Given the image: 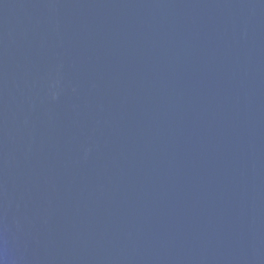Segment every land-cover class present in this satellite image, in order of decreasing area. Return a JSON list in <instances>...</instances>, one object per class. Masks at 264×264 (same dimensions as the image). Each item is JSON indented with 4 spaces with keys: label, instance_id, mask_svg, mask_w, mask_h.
<instances>
[{
    "label": "water",
    "instance_id": "obj_1",
    "mask_svg": "<svg viewBox=\"0 0 264 264\" xmlns=\"http://www.w3.org/2000/svg\"><path fill=\"white\" fill-rule=\"evenodd\" d=\"M0 264H264V0H0Z\"/></svg>",
    "mask_w": 264,
    "mask_h": 264
}]
</instances>
